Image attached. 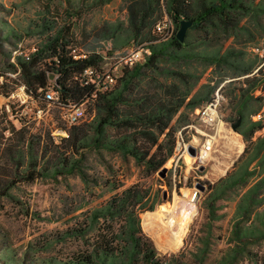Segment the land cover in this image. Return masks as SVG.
<instances>
[{"label":"trees","instance_id":"trees-1","mask_svg":"<svg viewBox=\"0 0 264 264\" xmlns=\"http://www.w3.org/2000/svg\"><path fill=\"white\" fill-rule=\"evenodd\" d=\"M108 1L90 0L88 6ZM124 8L123 21H104L94 29L95 41L111 40L107 52H100V44L94 43L84 56L74 57L67 47L69 26H65L10 63L31 98L51 101L46 90L53 78L51 87L56 94L52 102L63 118L66 106L72 103L92 106L95 115L90 122L68 124L67 135L57 143L49 134L45 138L38 135L34 142L23 126L15 128L8 120L9 125L0 130V196H11V189L20 182L48 173L78 172L84 178L81 160L89 147L117 151L125 158L133 157L148 172L158 171L173 152L175 128L171 121L180 108H195L211 97L226 75H246L256 66L258 53L250 56L243 48L224 43L230 37L237 42L241 37L254 40L257 34L264 36V0H124ZM164 15L172 19L174 31L169 38L158 39L154 24ZM182 18L192 24L181 42L175 32ZM140 42H148L150 54L131 67H122L107 88L100 89L92 74L83 75L87 67L101 71L104 55H115L126 48L119 47ZM260 59L264 60V55ZM190 61L201 62L204 68L214 66L220 73L215 84L205 83L193 91L200 74L188 65ZM256 88L264 92V63L253 75L243 77L233 96V114L228 117L235 121L241 115L237 130L245 144L226 173L208 186L202 200L208 233L200 237L191 258H185L183 252L159 256L139 218L141 211L153 209L154 200L148 203L150 189L137 181L92 209L90 223L105 224L91 242L83 239V228L66 231L83 240L63 264H238L253 254L251 245L264 241V135L254 137L260 122L251 118L259 109L254 103L263 96L253 94ZM1 112L6 115L4 109ZM2 131L10 134L4 137ZM62 145L66 146L64 152ZM229 199L235 205L228 244L212 260L208 234L212 222L222 217L219 201ZM255 263L264 264V256L257 257Z\"/></svg>","mask_w":264,"mask_h":264},{"label":"rangeland","instance_id":"rangeland-1","mask_svg":"<svg viewBox=\"0 0 264 264\" xmlns=\"http://www.w3.org/2000/svg\"><path fill=\"white\" fill-rule=\"evenodd\" d=\"M89 1L0 0V130L8 126L10 120L15 128L23 126L27 130L26 135L34 142L38 135L45 138L49 134L54 143L64 136L61 131L69 125L61 109L52 101L31 98L24 89L22 91L21 79L11 70L10 63L15 62L18 54L28 55L47 34L65 26H69L67 47L71 53L83 54L94 43L100 44V52H107L112 46L111 40L95 41L94 29L104 21H123L124 0H110L92 8L88 6ZM45 26L48 27L45 29ZM173 31L172 21L170 33ZM263 40L264 36L259 34L254 40L241 37L237 42L230 37L224 46L233 44L246 50L247 55L254 56L258 52L253 50V46ZM262 56L258 53L256 66L249 74L226 75L218 83L222 84L219 91L223 99L219 118L213 127L206 126L197 116L196 109L204 102L191 110L180 108L171 121L175 128L173 152L158 171L148 172L143 165L136 164L133 157L125 158L117 151L89 147L81 160L84 178L78 172L48 173L30 182H20L11 189V196H0V264H63L71 251L80 247L83 239L91 242L94 234L104 227L102 221L90 223L92 209L137 181L149 187L148 203L154 200L153 209L141 211L139 218L142 231L152 240L159 256L183 252L185 258H191L200 244V237L208 233L202 206L208 186L226 173L245 144L241 134L230 126L228 116L233 114V96L243 77L253 75L264 63L260 59ZM110 59H104L103 64L106 65ZM188 65L200 74L193 91L205 83L215 84L220 76L214 66L204 68L197 61H190ZM144 81L146 79L142 83ZM50 82L49 87L53 85V78ZM260 93L263 100L254 103L259 109L264 107V92L253 91L254 95ZM83 110L80 120L92 121L95 115L92 106L83 105ZM206 133L213 135V140L205 159L191 163L186 156V162L184 145L187 144V150L189 145L199 148ZM9 134L5 131L4 137ZM162 138L163 135L160 140ZM51 148L55 154L54 147ZM60 150L64 152L66 146L62 145ZM163 166L166 171L162 175L160 170ZM219 204L222 217L212 222V231L208 234L212 260L228 244L235 201L221 200ZM71 228L86 230L84 238L66 233ZM251 251L253 254L238 264H257L255 259L264 256V241L252 244Z\"/></svg>","mask_w":264,"mask_h":264},{"label":"built area","instance_id":"built-area-1","mask_svg":"<svg viewBox=\"0 0 264 264\" xmlns=\"http://www.w3.org/2000/svg\"><path fill=\"white\" fill-rule=\"evenodd\" d=\"M171 26L172 20L168 15H164L162 18L156 21L154 24V31L159 35L158 39H164L171 35ZM253 50L258 52L261 55H264V40L258 44L253 46ZM150 54V46L148 42H140L137 44H131L125 48L122 52L116 53L115 55H104V59L110 58L109 62L104 65L102 63L101 71L95 70L93 67H87L83 71V75L92 74V81L98 85L100 89L107 88L108 85H111L115 82L117 77L121 73V69L124 66H133L137 62L143 61ZM84 56L83 54H76L74 57ZM104 62V61H103ZM88 78L84 80L87 82ZM101 85V86H100ZM97 87V88H98ZM221 84H219L214 91L213 96H211L207 101L204 102L197 110V116L199 120L204 123L206 126L213 127L216 121L219 118V107L221 100L223 99L222 93L219 91ZM20 89L23 91L24 85L20 86ZM256 91H260V89H255ZM56 91L49 87L46 90V98L49 100H54ZM83 104H68L64 110V118L68 124L75 123L80 121L83 115ZM252 120L259 121L260 127L254 132V137L257 135H264V107L256 111L251 115ZM61 135L66 136L67 131L64 129L61 131ZM206 137L202 142V145L199 148H195V154L192 155L187 150V144L184 146L185 153L183 154V158L186 162V156H189V161H202L207 156L208 152L212 146L213 135L205 134ZM178 144L176 149L178 150ZM190 154V155H188ZM181 155L177 156L175 159V163L180 158ZM174 158V157H172ZM171 158V159H172Z\"/></svg>","mask_w":264,"mask_h":264},{"label":"water","instance_id":"water-1","mask_svg":"<svg viewBox=\"0 0 264 264\" xmlns=\"http://www.w3.org/2000/svg\"><path fill=\"white\" fill-rule=\"evenodd\" d=\"M192 24V20L190 19H184L182 18L180 21H179V24H178V27L176 29V32H175V37L179 40V41H184V38H185V35H186V32H187V29L191 26ZM241 115H239L235 121H231L230 122V126L231 128L234 130V131H237V128L241 122ZM188 151L190 154L194 155L195 154V147L189 145L188 146ZM166 171V167L163 166L160 170V173L163 175ZM200 187H202V185H200Z\"/></svg>","mask_w":264,"mask_h":264}]
</instances>
